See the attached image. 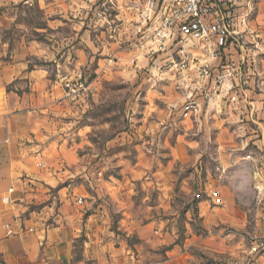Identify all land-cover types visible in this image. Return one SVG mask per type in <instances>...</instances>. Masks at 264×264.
Returning <instances> with one entry per match:
<instances>
[{
  "label": "rangeland",
  "instance_id": "rangeland-1",
  "mask_svg": "<svg viewBox=\"0 0 264 264\" xmlns=\"http://www.w3.org/2000/svg\"><path fill=\"white\" fill-rule=\"evenodd\" d=\"M110 1L106 18L91 1L87 13L70 16L81 27L61 29L82 35L66 69L29 57L28 69L58 80L82 72L93 86L86 96H63L72 109L52 136L49 128L30 129H43L35 140L53 144L46 163L39 154L25 161L13 156L5 169L63 173L42 187V196L4 204L1 219L13 217L21 229L16 237L0 230V264H16L27 244L33 264H264V88L254 95L260 90L250 80L226 85L197 114L169 110L177 97L173 81L138 56L149 33L141 16L148 0L133 1L127 15ZM240 1L264 30V0ZM43 12L38 0L1 6L0 42L20 35L44 41ZM261 56L264 81V51ZM29 81L21 77L6 90L20 99ZM22 122L8 127L17 130ZM17 143H10L12 154Z\"/></svg>",
  "mask_w": 264,
  "mask_h": 264
},
{
  "label": "built area",
  "instance_id": "built-area-1",
  "mask_svg": "<svg viewBox=\"0 0 264 264\" xmlns=\"http://www.w3.org/2000/svg\"><path fill=\"white\" fill-rule=\"evenodd\" d=\"M7 3L0 0V7ZM106 8L107 1L96 4L100 18L107 17ZM252 15L253 8L240 0L146 2L141 16L149 26V33L142 35L140 46L149 63L164 77L168 75L179 92L177 98L168 102L169 110L197 114L202 103L213 99L226 85L238 87L249 80L250 84H257L259 58L264 50ZM60 81L64 97L71 99L88 95L93 86V81L82 72L63 75ZM200 96L204 98L201 100ZM15 191L13 185L8 186L2 196L4 204L15 202L12 198ZM211 194L221 201L215 191ZM1 228L6 236L13 237L19 234L21 226L9 219L2 222ZM42 264L51 262L43 260Z\"/></svg>",
  "mask_w": 264,
  "mask_h": 264
},
{
  "label": "crops",
  "instance_id": "crops-1",
  "mask_svg": "<svg viewBox=\"0 0 264 264\" xmlns=\"http://www.w3.org/2000/svg\"><path fill=\"white\" fill-rule=\"evenodd\" d=\"M20 1L25 0H7L9 5L10 2L15 3ZM93 1L101 2L107 0ZM133 1L135 3L138 2V0H111L110 2H113V6L111 7L119 12L123 11L122 13L127 15L132 12V10L129 11L127 9H131V3H133ZM38 2L40 7L43 8V14L46 21L45 26L39 28L45 32L44 41H38L35 38H28L25 37V35H20V37L14 38L11 41L6 40L0 42V127L2 126V128H4L2 131L0 129V191L6 192L8 186L13 185L16 189L12 196V198L15 199V202L19 196L26 200L25 202H28V199H32V197L42 196L45 193L42 187L54 185L59 181L63 170H45L46 168L44 167L37 171L5 169L11 164L10 162L13 160V156H15L16 160L25 161L28 158H31V156L39 154L40 158L44 159V162L46 163V158H48L47 151L51 149L53 144H51L52 142L50 141L47 145V143L43 141L40 142L35 140V138L38 139L40 135H44L43 129L36 133H31L30 129L41 126L49 128L48 135L52 136L54 128L60 126L61 121L64 120L62 115L68 114V111L72 109L67 105V102H64L61 81L58 80V78H51L44 70H42V68L35 67L28 69L26 67L27 62H29V57L33 58L34 56H42L45 57L52 66L55 64L56 68H58V65H62L66 69L71 62V52L79 53V45L82 43V35L80 38H78L77 35H70L69 37L63 35L60 31L62 28L65 29L66 27H81V20L73 21L70 19V16H75L76 18L78 15H82L83 11H86L87 13V7L91 6L90 2L87 0H38ZM141 10H143V7ZM256 26L262 34V32H264L263 27L261 26V29L259 25L256 24ZM263 38L262 35V46H264ZM140 47L138 48L140 51L138 56L141 55L145 61H148L144 55L143 48ZM136 57L137 56L133 58ZM261 57L259 58L257 69V84H255L260 91H254V95L261 94V91L264 88L262 72L259 71V67L262 68L261 61L263 59ZM25 76L30 80L29 90L23 93V97L17 99L12 96L15 94V91L12 88L6 90V86L12 84L15 80L20 79L21 77L24 78ZM251 91H253V89ZM178 96L179 92H177V97ZM203 98V96H200L201 100ZM19 117H22L23 120L19 125L20 128L17 127V130L9 129L8 126L19 119ZM6 125L7 130L5 129ZM16 140L18 143L15 148V154H12L10 143ZM36 145H39L41 150H36ZM55 149L56 152L59 153V149L56 147ZM4 171L7 172L6 174H8V177L1 175L5 174ZM15 202L5 205L11 206V204H15ZM3 206L4 203L0 196V230L3 235L6 236L1 228V224L4 220L14 218L10 217L8 219H1ZM16 243L15 240L11 242L13 252L14 245L15 248H18ZM30 246L31 245L27 244L25 247L27 254H24L25 256L23 257L17 258V263L33 264V255L35 254V251L34 248L32 249ZM3 247V240L0 238V254H5L3 252L5 248ZM12 257L14 258L13 254Z\"/></svg>",
  "mask_w": 264,
  "mask_h": 264
}]
</instances>
